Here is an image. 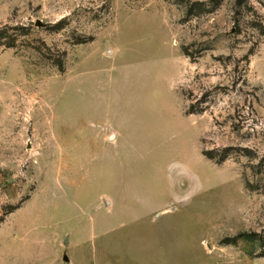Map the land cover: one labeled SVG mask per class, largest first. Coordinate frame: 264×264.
<instances>
[{"label": "rangeland", "instance_id": "1", "mask_svg": "<svg viewBox=\"0 0 264 264\" xmlns=\"http://www.w3.org/2000/svg\"><path fill=\"white\" fill-rule=\"evenodd\" d=\"M255 18L264 0H0V264H264Z\"/></svg>", "mask_w": 264, "mask_h": 264}, {"label": "trees", "instance_id": "2", "mask_svg": "<svg viewBox=\"0 0 264 264\" xmlns=\"http://www.w3.org/2000/svg\"><path fill=\"white\" fill-rule=\"evenodd\" d=\"M251 26L255 27V30H258L261 34L264 33V21L262 18H255L254 20L252 19L251 21Z\"/></svg>", "mask_w": 264, "mask_h": 264}, {"label": "water", "instance_id": "3", "mask_svg": "<svg viewBox=\"0 0 264 264\" xmlns=\"http://www.w3.org/2000/svg\"><path fill=\"white\" fill-rule=\"evenodd\" d=\"M63 259H64L65 261H69V258L67 257V255H64Z\"/></svg>", "mask_w": 264, "mask_h": 264}]
</instances>
